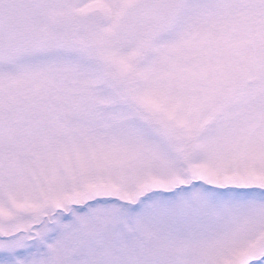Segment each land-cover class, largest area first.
Instances as JSON below:
<instances>
[{"label":"snow or ice","instance_id":"obj_1","mask_svg":"<svg viewBox=\"0 0 264 264\" xmlns=\"http://www.w3.org/2000/svg\"><path fill=\"white\" fill-rule=\"evenodd\" d=\"M0 264H264V0H0Z\"/></svg>","mask_w":264,"mask_h":264}]
</instances>
